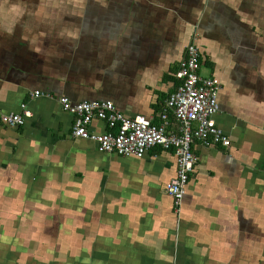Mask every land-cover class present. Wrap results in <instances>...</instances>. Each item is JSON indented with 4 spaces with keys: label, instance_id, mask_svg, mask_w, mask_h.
<instances>
[{
    "label": "crops",
    "instance_id": "0c3cea01",
    "mask_svg": "<svg viewBox=\"0 0 264 264\" xmlns=\"http://www.w3.org/2000/svg\"><path fill=\"white\" fill-rule=\"evenodd\" d=\"M191 43L231 146H193L176 215L174 152L101 153L59 98L160 124ZM22 105L0 121V264H264V0H0V112Z\"/></svg>",
    "mask_w": 264,
    "mask_h": 264
},
{
    "label": "built area",
    "instance_id": "2783aa9c",
    "mask_svg": "<svg viewBox=\"0 0 264 264\" xmlns=\"http://www.w3.org/2000/svg\"><path fill=\"white\" fill-rule=\"evenodd\" d=\"M201 69L200 48L191 43L175 74L176 90L169 95L159 114L160 124L142 115L127 117L112 101L73 102L67 97L59 98L63 110L74 115L73 136L96 143L101 153L141 159L156 147L174 152L177 171L166 184V192L173 200L176 215L181 211L197 164L193 146L196 143L206 147L231 146V138L216 121L220 113L221 80L202 76ZM40 95V92L35 93L36 97ZM170 115L178 129H169ZM31 117L32 112L26 105H22L21 113L0 112L1 123L10 127L24 126ZM95 120L105 122L110 131L92 133L89 126Z\"/></svg>",
    "mask_w": 264,
    "mask_h": 264
},
{
    "label": "rangeland",
    "instance_id": "374dc122",
    "mask_svg": "<svg viewBox=\"0 0 264 264\" xmlns=\"http://www.w3.org/2000/svg\"><path fill=\"white\" fill-rule=\"evenodd\" d=\"M204 71H203V76L205 75V77H208L209 75V72H210V70H209V68H207V67H204V69H203ZM210 77V76H209Z\"/></svg>",
    "mask_w": 264,
    "mask_h": 264
},
{
    "label": "trees",
    "instance_id": "16d2710c",
    "mask_svg": "<svg viewBox=\"0 0 264 264\" xmlns=\"http://www.w3.org/2000/svg\"><path fill=\"white\" fill-rule=\"evenodd\" d=\"M158 148H160V147H158Z\"/></svg>",
    "mask_w": 264,
    "mask_h": 264
}]
</instances>
